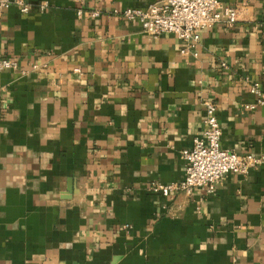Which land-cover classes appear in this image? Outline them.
<instances>
[{
    "label": "crops",
    "instance_id": "crops-1",
    "mask_svg": "<svg viewBox=\"0 0 264 264\" xmlns=\"http://www.w3.org/2000/svg\"><path fill=\"white\" fill-rule=\"evenodd\" d=\"M27 1L0 13L18 64L0 71V264H264V161L213 194L149 189L185 176L207 100L224 149L264 156V108H245L264 0H220L237 21L199 31L196 56L120 14L156 0Z\"/></svg>",
    "mask_w": 264,
    "mask_h": 264
},
{
    "label": "built area",
    "instance_id": "built-area-1",
    "mask_svg": "<svg viewBox=\"0 0 264 264\" xmlns=\"http://www.w3.org/2000/svg\"><path fill=\"white\" fill-rule=\"evenodd\" d=\"M12 7L23 14H28L32 4L27 0H0V13ZM47 3H40L38 9L46 11ZM79 14L82 10L78 11ZM98 16L100 11L92 12ZM127 20L137 21L142 30L154 37L164 33L174 34L186 44L182 53L197 55L196 45L199 31L213 27L218 23L232 26L237 21V9L223 7L220 0H156L145 8L127 7L120 11ZM18 64L12 59H0V71L17 69ZM249 91L255 101L246 104V109L264 108V90L258 82H252ZM204 127L200 135L195 136L190 149L183 151L186 160L185 176L179 182H154L149 189L164 197L181 191L190 195L195 189L204 190L206 194L217 191L218 185L228 173L247 175L264 161V156L250 153L239 154L221 146L222 130L218 120V105L212 100L204 101Z\"/></svg>",
    "mask_w": 264,
    "mask_h": 264
}]
</instances>
